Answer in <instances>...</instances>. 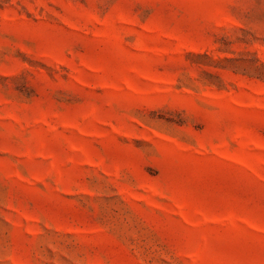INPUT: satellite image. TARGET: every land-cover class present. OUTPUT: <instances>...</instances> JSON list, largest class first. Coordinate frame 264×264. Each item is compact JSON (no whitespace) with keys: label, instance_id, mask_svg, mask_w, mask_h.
Wrapping results in <instances>:
<instances>
[{"label":"rangeland","instance_id":"374dc122","mask_svg":"<svg viewBox=\"0 0 264 264\" xmlns=\"http://www.w3.org/2000/svg\"><path fill=\"white\" fill-rule=\"evenodd\" d=\"M0 264H264V0H0Z\"/></svg>","mask_w":264,"mask_h":264}]
</instances>
